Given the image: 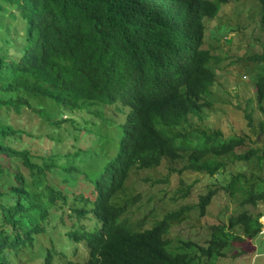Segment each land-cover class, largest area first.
Listing matches in <instances>:
<instances>
[{"label":"trees","instance_id":"16d2710c","mask_svg":"<svg viewBox=\"0 0 264 264\" xmlns=\"http://www.w3.org/2000/svg\"><path fill=\"white\" fill-rule=\"evenodd\" d=\"M235 1L0 0V264H218L261 234L264 149L205 123L220 61L207 22ZM249 60L264 111V42ZM83 111L94 120L72 116ZM163 164L154 181L198 172L213 183L193 204L131 221V173ZM221 190L239 211L201 224L203 244L170 237L194 208L208 219Z\"/></svg>","mask_w":264,"mask_h":264},{"label":"rangeland","instance_id":"374dc122","mask_svg":"<svg viewBox=\"0 0 264 264\" xmlns=\"http://www.w3.org/2000/svg\"><path fill=\"white\" fill-rule=\"evenodd\" d=\"M258 11V0L221 3L218 15L207 22L208 32L210 30L207 36V46L220 58V61L217 80L213 86L216 101L214 106L206 110L205 123L222 127L227 135L244 130L250 134L256 146L264 149V111L259 107L255 86L259 67L249 60V56L259 51L264 42V32L257 23ZM3 21H8V18H4ZM213 32L222 37H215ZM248 114L252 117L251 125L246 118ZM67 116L70 115H64V117ZM72 116L77 119L81 117L94 120L86 111ZM79 122L83 123L81 119ZM42 129L43 132L49 131L46 126ZM85 139L87 145L94 148L97 146L99 136L90 135ZM48 145L49 148L53 147L54 142L48 140ZM43 147L44 145H41V148ZM229 168L235 171L234 164H230ZM166 174L165 164L154 169L134 170L131 173L126 195L140 196L132 208L131 221L142 218L153 208L154 210L148 216H152L154 212V216L160 218L167 211L182 204H193L198 201L199 195L205 193L213 183L210 175L198 172L172 173L167 181H154L157 178L162 179ZM215 176L218 177L220 183H224L228 174ZM191 184L188 195L185 198L178 197L180 192ZM239 210L237 200L229 198L224 190H221L210 207L211 214L208 219L199 220L198 210L194 208L187 213L181 223L173 225L170 237L172 239L191 238L203 244L209 235L208 228L206 226L201 228V224L211 221L212 218H220L227 222L229 216ZM151 222L149 220L148 223ZM261 222L263 228L257 238L253 240L247 238L242 242L234 241L232 248L226 249L227 256L219 258L218 264H264V216L261 217ZM233 231L243 234V231L238 228Z\"/></svg>","mask_w":264,"mask_h":264}]
</instances>
